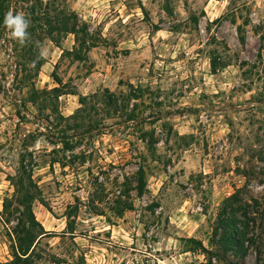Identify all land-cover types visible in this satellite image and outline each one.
Masks as SVG:
<instances>
[{
    "label": "rangeland",
    "instance_id": "obj_1",
    "mask_svg": "<svg viewBox=\"0 0 264 264\" xmlns=\"http://www.w3.org/2000/svg\"><path fill=\"white\" fill-rule=\"evenodd\" d=\"M32 2L16 0L10 11L23 14ZM54 2L88 26L96 47L75 62L61 56L72 36L58 46L43 40L45 62L23 86L19 64L30 56L7 29L0 33V264L11 260L16 222L3 224L1 212L22 157L36 186L32 210L49 234L37 245V264H264V0ZM211 57L227 66L212 73ZM53 72L68 89L97 94L83 118L21 107L31 82L37 90L56 86ZM129 86L139 97L124 109ZM105 89L117 98L116 113L102 102ZM78 107L71 95L57 102L63 117ZM235 193L253 220L254 243L244 244L242 257L223 253L212 234ZM118 203L131 209L118 217ZM68 220L73 240L61 235Z\"/></svg>",
    "mask_w": 264,
    "mask_h": 264
},
{
    "label": "trees",
    "instance_id": "obj_2",
    "mask_svg": "<svg viewBox=\"0 0 264 264\" xmlns=\"http://www.w3.org/2000/svg\"><path fill=\"white\" fill-rule=\"evenodd\" d=\"M16 0H0V33L6 28L4 27L3 21L5 14L11 10V4ZM15 13V12H14ZM23 15L28 18L31 23L28 29L30 34V40L26 41L23 50L30 56L28 63L19 64L20 68L18 72L21 76L19 84L26 86L25 81L31 79V77L37 76L40 68L45 62L44 57L40 54L39 48L43 40L48 39L56 46L60 45L63 38L68 35L73 36L74 45L70 51L62 50L61 56H67L72 61L82 62L86 59L87 53L96 47V43L90 35L88 26L85 23L78 24L77 16L74 12H70L65 8L55 6L54 0H48L43 3L42 0H33L29 8L25 10ZM221 17L215 21L218 23ZM192 22L197 23V18L192 17ZM245 25V24H243ZM159 29L155 27V31ZM238 38L241 44L244 43V33L242 26H237ZM23 61V60H22ZM32 63V64H31ZM30 65V70H26V66ZM226 67L227 64L219 62L215 57L210 58V70L212 73H216L218 69ZM31 71L34 74L30 77ZM24 73V74H23ZM23 74V75H22ZM53 80L56 84L51 89L37 90L31 84L28 88V96L26 100L21 101V107H25V102H30L35 105L39 112L48 111L52 115H57L60 120H77L83 118L84 114L87 113V104L91 98H96L97 94L90 95H79L75 88H69V83H63L62 80L53 72ZM17 79V76L15 77ZM32 81V80H31ZM21 86V87H23ZM123 98L125 104L124 109L127 107V103L130 99H138L135 90L131 87ZM106 97L102 102L112 108L113 113L118 111L117 109V98L112 94H108L107 90H104ZM102 94V95H103ZM63 95H74L77 96L79 107L73 114L67 117L60 116L57 111L58 99ZM107 95V96H106ZM110 108H107L110 110ZM90 109H95L93 106ZM111 110V111H112ZM95 111H97L95 109ZM107 117H110V113L106 112ZM136 118L134 112L128 114L129 120ZM104 119V118H102ZM83 122V121H82ZM75 124V127L79 129L84 128L82 125ZM91 127L87 129V133L90 132ZM80 131V130H79ZM82 133V132H81ZM69 137L63 136L61 144L63 149H71L72 146L69 143ZM24 158H21L20 171L18 172L15 180L11 178L12 185L14 187L13 195L11 198H7L3 201L2 209V222L7 225L11 221H15L16 225L10 230V251L11 260L2 264H37L41 260L42 256L37 252V245L40 240L46 236H49L48 232L44 230L41 224L36 220L34 212L32 210L33 201L36 199L37 192L36 186L33 184L32 176L27 172L23 165ZM145 181L144 172L142 168H139L136 173V186L135 190L137 195L141 196L144 192ZM124 195H128V190L124 192ZM240 203V198L237 193L227 197L217 215L216 225L212 230L213 239H216L218 246L222 248L223 253L229 251L233 252L234 255L244 256L246 249L244 244L252 245L254 240L248 238L249 234V223L253 220L248 217L245 207L243 208ZM130 210L131 204L124 203L121 206L118 203L116 213L119 216L122 215L124 210ZM4 218V219H3ZM66 231H63L62 236L70 237L71 240L75 238L73 222L68 220L66 223ZM192 242L197 249L208 253L210 256L211 252L206 251L200 242L193 239L189 240ZM195 249V248H194ZM196 249V250H197ZM57 263L65 264V260H58ZM82 264V262H81Z\"/></svg>",
    "mask_w": 264,
    "mask_h": 264
},
{
    "label": "clouds",
    "instance_id": "obj_3",
    "mask_svg": "<svg viewBox=\"0 0 264 264\" xmlns=\"http://www.w3.org/2000/svg\"><path fill=\"white\" fill-rule=\"evenodd\" d=\"M30 23L31 21L23 14H13V11L7 12L3 21L9 38L17 40L21 45H24L26 41L30 40V34L28 32Z\"/></svg>",
    "mask_w": 264,
    "mask_h": 264
},
{
    "label": "crops",
    "instance_id": "obj_4",
    "mask_svg": "<svg viewBox=\"0 0 264 264\" xmlns=\"http://www.w3.org/2000/svg\"><path fill=\"white\" fill-rule=\"evenodd\" d=\"M68 36H72V35H68ZM73 37V36H72ZM73 45H74V41H73ZM80 95V94H79ZM63 96H67V95H63ZM73 97H77V96H74V95H71ZM84 96V95H83Z\"/></svg>",
    "mask_w": 264,
    "mask_h": 264
}]
</instances>
